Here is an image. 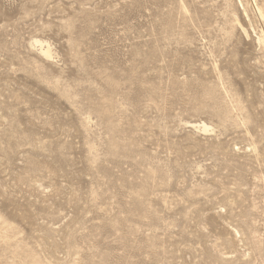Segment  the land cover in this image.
<instances>
[{"label": "rangeland", "instance_id": "rangeland-1", "mask_svg": "<svg viewBox=\"0 0 264 264\" xmlns=\"http://www.w3.org/2000/svg\"><path fill=\"white\" fill-rule=\"evenodd\" d=\"M0 264H264V0H0Z\"/></svg>", "mask_w": 264, "mask_h": 264}, {"label": "bare ground", "instance_id": "bare-ground-1", "mask_svg": "<svg viewBox=\"0 0 264 264\" xmlns=\"http://www.w3.org/2000/svg\"><path fill=\"white\" fill-rule=\"evenodd\" d=\"M203 130L206 131L207 127L205 125L202 126Z\"/></svg>", "mask_w": 264, "mask_h": 264}]
</instances>
